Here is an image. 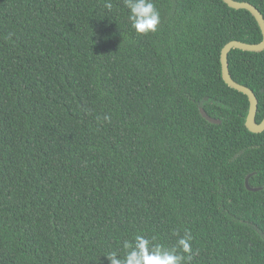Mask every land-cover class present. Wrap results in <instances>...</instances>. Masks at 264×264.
I'll use <instances>...</instances> for the list:
<instances>
[{"label": "trees", "instance_id": "16d2710c", "mask_svg": "<svg viewBox=\"0 0 264 264\" xmlns=\"http://www.w3.org/2000/svg\"><path fill=\"white\" fill-rule=\"evenodd\" d=\"M153 3L140 35L125 0H0V264H109L177 231L188 264H264V131L221 64L262 29L224 0ZM228 61L261 122L264 50Z\"/></svg>", "mask_w": 264, "mask_h": 264}, {"label": "clouds", "instance_id": "9594fccd", "mask_svg": "<svg viewBox=\"0 0 264 264\" xmlns=\"http://www.w3.org/2000/svg\"><path fill=\"white\" fill-rule=\"evenodd\" d=\"M125 5L129 10L128 20L137 34L147 35L157 31L160 14L153 0H125ZM106 7L111 9V4H106ZM105 38L100 36L98 41L106 40ZM174 235L179 236V239L175 246L168 248L157 243L155 237L148 238L137 234L132 240L122 242L123 256L110 252L102 257L106 258L109 264H188L193 255L191 234L185 232L180 236L177 231Z\"/></svg>", "mask_w": 264, "mask_h": 264}, {"label": "water", "instance_id": "95a60500", "mask_svg": "<svg viewBox=\"0 0 264 264\" xmlns=\"http://www.w3.org/2000/svg\"><path fill=\"white\" fill-rule=\"evenodd\" d=\"M229 6L234 8H243L249 10L256 20L258 21L262 33H263V39L262 41L258 43H249L241 40H231L229 41L223 48L221 52V64H222V76L224 81L231 86L234 89H237L238 91H241L245 93L250 101L249 111L246 117V126L249 130L253 132H262L264 131V118L261 122H257L256 115L258 110V97L255 94V92L248 86L239 83L236 81L231 73L229 68V61H228V55L229 52L233 48L242 49L246 51H263L264 50V15L262 12L256 7L253 3L248 1H239V0H224ZM200 111L207 120L213 123H220L221 120L218 118H215L207 113L205 108L203 106L200 107ZM246 186L250 190H259L261 187H252L249 183V176L246 178Z\"/></svg>", "mask_w": 264, "mask_h": 264}]
</instances>
